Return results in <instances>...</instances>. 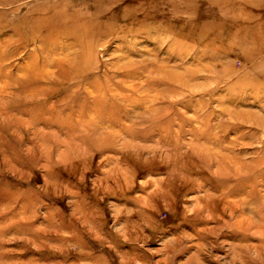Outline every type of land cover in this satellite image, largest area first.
Segmentation results:
<instances>
[{"label": "rangeland", "instance_id": "obj_1", "mask_svg": "<svg viewBox=\"0 0 264 264\" xmlns=\"http://www.w3.org/2000/svg\"><path fill=\"white\" fill-rule=\"evenodd\" d=\"M0 264H264V0H0Z\"/></svg>", "mask_w": 264, "mask_h": 264}]
</instances>
